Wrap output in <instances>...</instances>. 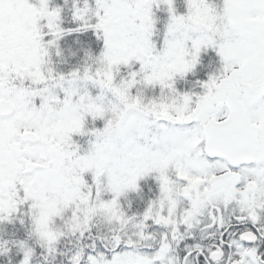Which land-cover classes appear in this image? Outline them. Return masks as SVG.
Segmentation results:
<instances>
[{
    "label": "snow or ice",
    "instance_id": "6c2138e0",
    "mask_svg": "<svg viewBox=\"0 0 264 264\" xmlns=\"http://www.w3.org/2000/svg\"><path fill=\"white\" fill-rule=\"evenodd\" d=\"M0 264H264V0H0Z\"/></svg>",
    "mask_w": 264,
    "mask_h": 264
}]
</instances>
